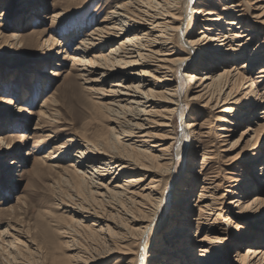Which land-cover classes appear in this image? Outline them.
Here are the masks:
<instances>
[{
	"label": "bare ground",
	"instance_id": "obj_1",
	"mask_svg": "<svg viewBox=\"0 0 264 264\" xmlns=\"http://www.w3.org/2000/svg\"><path fill=\"white\" fill-rule=\"evenodd\" d=\"M23 1L9 0L5 3L9 10L19 13V21L22 24L29 14L28 2ZM92 1L66 0V6L52 17L53 22L69 19L72 13L86 11ZM230 1H107L108 13L79 43L75 51L77 56H72L70 60L76 66L77 78L83 81V90L93 100V107L107 122L108 136L94 135L93 138H88L86 135L73 134L65 143L56 146L53 152L43 157L44 160L41 158L40 165L53 162L49 167L61 171L60 178L64 186L71 188L73 196L79 199L76 203L71 193L70 197L67 196L69 198L62 197L58 202L60 207L69 209L68 213L72 214L67 225L57 226L55 229L57 235L64 240L63 248L76 251L77 249L72 247L80 245L84 238L89 249L110 246L115 249L119 243L130 247L126 251V264H222L218 260L223 258L220 256V253L224 252L221 245L225 244L227 238L230 239L231 233L220 227H205L209 220L219 217L220 212H223L215 197L218 176L200 172L204 170L205 163L203 168L196 172L203 181L199 197L193 204L188 202L196 197L192 194L195 193L199 178L192 174L181 180L178 185L182 187L187 180L192 181L189 182L191 186L183 189L185 195H182L180 201L182 209L172 217L177 223L170 231V245H158V248L147 245L153 230L162 222V208L166 201V192L159 189L162 176L157 174L154 162L165 167L167 176L173 175L176 157L169 153L176 141L175 118L181 115L189 102L203 99L208 100L206 105L214 99H222L221 105H216L218 109L232 106L221 111L226 117L219 121L222 124L218 129L222 133V136H219L222 139L219 144L221 147H229L230 150L241 149V154L247 158L246 164L249 166L237 172L236 167L241 161L235 159L230 163L231 167L226 169L228 174H232L228 181L236 183L233 188L237 190L231 195L238 198L236 203L231 202L228 205L230 207L226 213L231 215V211L237 209L238 215L253 219L259 214L260 207L264 206V112L262 117H258V121L254 122L252 118L257 109L264 106V92L261 93L258 87L260 83L264 84V66L260 72L254 73L257 67L264 64V44L253 50L247 63L240 66L239 63L254 43L257 31L247 20L257 18L261 20L258 24L264 25V0H255L252 4L249 0ZM260 10L257 17H252V13H249ZM194 17L203 19V31L198 34L202 37L199 38L190 37L191 32L189 34L185 31L187 22H191ZM8 40L13 46L23 43L19 34L6 39L3 32H0V50L7 46ZM108 46L111 49L106 53L104 50ZM178 74L182 75L181 78L179 75L180 80L176 79ZM52 75L58 76L57 73ZM255 75L258 76L255 78ZM185 78H188L190 84L187 90L183 91L181 85ZM112 79L120 81L116 84ZM242 90L245 92L240 94ZM109 95L111 99L108 100ZM58 106L54 96L46 100L39 113V121L47 122L38 123L35 130L50 133L45 130L47 127L63 125ZM158 106H161V115L157 117L161 119L156 125L154 109ZM16 108L18 109L14 113L19 114L21 109ZM182 124L183 142L189 138L196 143L194 156L204 150L205 162L212 160V154L203 148V134L194 129L196 124L191 120V115L188 121H183ZM246 124V129L235 139L237 130ZM89 125L91 123H87L84 129ZM153 125L165 129L167 138L155 134L151 129ZM51 137V134L46 135V138ZM204 137L210 138L209 132ZM248 137L255 138L256 142L251 144L249 149L241 148ZM165 140L171 143L159 144ZM152 144L156 145L150 146ZM151 148H158L160 156L153 154ZM73 149L77 151L74 164L70 165L72 170H63L57 162ZM10 152V143L0 136V158L5 160ZM27 156L30 154L27 153ZM21 162L18 159L15 164L20 165ZM257 168L259 172L255 174ZM148 174L156 176L146 184L149 180ZM110 175L109 182H101ZM122 177H125L124 183L119 184ZM88 201L93 205H86L85 202ZM2 204L4 202L1 199L0 206ZM100 206L111 209L115 215L109 212L107 217L103 218L105 211H102ZM138 209L145 219L134 215L133 210ZM112 218L119 219L120 225L112 223ZM93 220L92 224L84 226ZM226 220L229 222L230 218ZM107 223L114 224L113 228ZM123 224L128 227L125 228ZM139 224L140 228H134ZM233 224L235 231L244 230L241 224ZM113 229L118 232H113ZM205 230H208L207 236L199 239V232ZM10 231H14L15 236H11ZM49 231L48 227L46 232ZM211 235L217 238H212ZM2 236L11 239L3 240L9 252L8 264H31L29 259L20 263L16 261V257L31 252V247L27 246V243H30L27 233L21 226L8 225V228L0 233V237ZM48 236L54 239V235L52 237L49 233ZM253 239L255 241L250 243L253 246L241 257L245 259L246 264H264V226ZM246 241H241L237 246L247 244ZM162 243L164 241L160 240L159 244ZM114 249L111 248L107 256H111L115 252ZM93 260L98 261L97 258Z\"/></svg>",
	"mask_w": 264,
	"mask_h": 264
},
{
	"label": "rangeland",
	"instance_id": "obj_2",
	"mask_svg": "<svg viewBox=\"0 0 264 264\" xmlns=\"http://www.w3.org/2000/svg\"><path fill=\"white\" fill-rule=\"evenodd\" d=\"M8 1L0 0V19H2V21L0 20V32H3L6 39H9L12 35L19 34L23 39V43H26L23 47V43H16L13 46L8 40L10 45H8V42L7 46L0 50V136L10 143L11 147L10 155H7L5 160H3L4 158H0V200L2 199L4 202L0 206V233L6 230L8 225L13 227L21 226L27 233L28 241L33 243V245L27 243L24 239L21 240L31 247V252L30 254H26L27 256L16 257L18 263L24 259H29L31 264H126L128 261L126 251L130 247L119 245L120 243L117 244L115 249L113 246H110V248L89 249L86 246V240L83 238L80 245L72 247V249H77L76 251H69L63 248L62 242L64 240L57 235L55 229L57 226L67 225L71 220L72 214L68 213L69 209L60 207L58 202L62 197L69 198L71 193V197L76 203L79 199L73 196L74 193L71 188L67 189L64 186L60 178L61 171L59 169L53 170L49 167L53 162L40 165L43 157L48 156L51 151L53 152L56 146L65 143L73 134L86 135L88 138H93L94 135L108 136L107 122L101 116V113L93 107V100L83 90L85 87L83 81L77 78L76 66L70 60L72 56H77L75 51L79 47V43L90 31L99 25L100 21L108 13V0H93L91 6L86 11L72 13L69 19L56 23L53 22L52 17L66 6V0H21L23 3L28 2L27 4L29 5V14H27L23 24L19 21V13L16 14L6 7ZM249 1L252 4L255 0ZM260 12L261 10L259 12L249 11L250 14L252 13V17H257ZM199 20L194 17L191 19V22L190 20L187 22L185 31L189 34L191 32L190 37H202L198 36V34L203 31V22H201L203 19L199 18ZM262 20L264 21V19ZM247 21L251 25L253 24L252 26L257 28V31L253 40L254 43L247 49L245 57L240 60L239 66L240 64L247 63L253 54V50L264 44V25L258 24L261 20L249 18ZM110 49L111 47L108 46L104 51L108 53ZM262 66L264 64L261 67H257L254 73L260 72L263 69ZM52 73H57L58 76H53ZM179 75L180 78L182 77L181 74H178L176 76L178 80H180ZM257 76L255 75L254 77L256 78ZM120 79H112L111 81L117 84ZM184 82L181 85L183 91L187 90L190 84L188 78H185ZM246 87L247 85L245 84L244 88ZM258 87L261 93H263L264 84L260 83ZM243 92L245 91L242 90L240 94ZM52 96L55 97L59 105L57 110L64 123L60 127H47L45 130L47 132L50 131V133H41L39 130H35L37 129V124L41 122L43 124L47 121L41 120L40 122L39 113L46 100ZM107 99H111L110 95ZM221 100L214 99L207 105L206 101L208 100L204 99L202 101L189 102L181 112V115L176 116L174 125L176 141L172 151L169 153L176 157V167L173 175L171 177L167 176L165 174V167L160 166L158 162H154L157 174L162 176V184L159 189L166 192V201L162 208V222L153 230L147 241V245L155 248H158L156 247L158 245H170V237H172L170 236V231L177 223L172 217L182 209L180 201L185 195L183 189L192 181L187 180L182 187H178V185L181 183V180L187 179L192 174L199 178L197 188L194 190L195 193L192 194V196L196 197L193 201L188 202L190 205L193 204L199 197L198 193L201 190L200 187L203 181L201 177L196 175V172H199L205 163L204 170L200 172L218 176L216 183L218 187L215 197L220 204L219 207L223 210V212H220L221 215L219 217L209 220L205 227L207 229L210 228L209 226L220 227L227 229L231 233L230 239L225 238V244L221 245L224 252L220 253V256L223 258H219L218 260L222 264H246L244 263L246 262L245 259L241 256L247 254L248 249L253 246L250 243L255 241L253 237L256 233H260L261 227L264 226V206L263 208L260 207V211L258 210L259 214L254 216L256 217L255 219L238 215V210L234 209L233 205H231V208L233 206L234 209L231 211L232 214L226 213L230 207L228 205L231 202L236 203V200H238V198L231 195L232 192L237 190L233 188L236 183L233 184L228 181V178H232V174H228L226 169L231 167L230 163H233L235 159L241 161L235 171L245 170L249 166L246 164L247 158H244L241 154V149L230 150L228 149L229 147H221L219 144V141L222 140L219 138L220 135L222 136V133L218 130L222 126L219 121L223 117H226V114H223L221 111L232 108V106H226L223 109H218L216 105L220 106ZM161 106L154 109L156 110L154 116L156 125L159 124L157 122L161 119L157 117L161 115L159 113ZM16 107L21 109L19 114L17 112L14 113L18 109ZM52 108L54 109L55 107ZM262 112H264V106L257 109L252 121H258V117H262ZM189 115H191V120L196 124L194 128L197 130L196 132L203 134L201 135L203 148L212 154V160H208L207 163L203 159L204 150L199 155L194 156L193 152L196 143L192 142L189 138L185 140L186 142L182 140V122L188 121ZM87 123H91V125L87 129H84ZM246 126L247 124L237 130L234 136L235 139L241 135ZM151 127L155 134L167 138L165 129L154 125ZM208 132L210 138H205L204 135ZM47 134L52 135L51 139L46 138ZM250 137L245 140L241 148L249 149L251 144L253 145L256 142L255 138L251 139ZM170 143L171 141L165 140L159 144L169 145ZM153 145L156 144L150 146ZM151 150L153 154L160 156L158 148H151ZM76 151V149H73L63 155L57 164L63 170L64 168L72 170L70 165L74 164ZM27 153L30 156H27ZM18 159L22 161L20 165L15 164ZM191 160H194V162H191ZM250 163L252 165V162ZM190 170L194 172H189ZM258 172L257 168L255 174H258ZM148 176L150 178L148 177L149 180L146 184L156 174L152 176L148 174ZM110 177L111 175L107 176L101 182H109ZM124 180L125 177H122L119 180V184L124 183ZM85 204L93 205L90 201L85 202ZM100 208L102 211H105L103 218H106L109 212L115 215L114 211H111L107 207L100 206ZM138 210H133L134 215L145 219L142 212ZM225 217L230 218V221L227 222ZM111 221L117 225H120L119 222H121L117 218H112ZM214 221L217 223H213ZM93 222L94 220L85 223L84 226L86 227ZM234 222L241 224L240 226L244 230L235 231ZM112 223L107 224H110L113 228L114 224ZM140 226L139 224L134 226V228L138 229ZM48 227L50 231L46 232ZM124 227L127 228L128 225H124ZM42 229L46 230L45 233H43ZM113 230V232H118L116 229ZM207 231H200L199 239L207 236ZM49 233L52 234V237L54 235V239H50ZM9 234L15 236L16 233L10 231ZM250 234H253V236H250ZM211 237L217 238L215 235H211ZM3 240L10 241L11 239L3 236L0 237V264H8L9 252L3 244ZM160 240H163L164 243L159 244ZM245 240H247V244L237 246V244ZM111 248L115 252L111 256H107ZM94 258H97L98 261L93 260ZM154 264L157 263L155 262Z\"/></svg>",
	"mask_w": 264,
	"mask_h": 264
},
{
	"label": "snow or ice",
	"instance_id": "obj_3",
	"mask_svg": "<svg viewBox=\"0 0 264 264\" xmlns=\"http://www.w3.org/2000/svg\"><path fill=\"white\" fill-rule=\"evenodd\" d=\"M181 63H183V61H181Z\"/></svg>",
	"mask_w": 264,
	"mask_h": 264
}]
</instances>
